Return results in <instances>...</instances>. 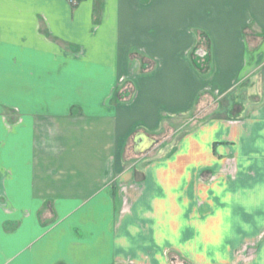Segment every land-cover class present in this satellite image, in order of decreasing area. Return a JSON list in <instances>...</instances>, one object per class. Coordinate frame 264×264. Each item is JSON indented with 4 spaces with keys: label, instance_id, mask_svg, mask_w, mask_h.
Here are the masks:
<instances>
[{
    "label": "crops",
    "instance_id": "crops-1",
    "mask_svg": "<svg viewBox=\"0 0 264 264\" xmlns=\"http://www.w3.org/2000/svg\"><path fill=\"white\" fill-rule=\"evenodd\" d=\"M0 264H264V0H0Z\"/></svg>",
    "mask_w": 264,
    "mask_h": 264
},
{
    "label": "water",
    "instance_id": "water-1",
    "mask_svg": "<svg viewBox=\"0 0 264 264\" xmlns=\"http://www.w3.org/2000/svg\"><path fill=\"white\" fill-rule=\"evenodd\" d=\"M135 145H134V149L136 151L140 150V149H144L151 141V139L146 136L144 133L139 132L136 136H135Z\"/></svg>",
    "mask_w": 264,
    "mask_h": 264
},
{
    "label": "trees",
    "instance_id": "trees-1",
    "mask_svg": "<svg viewBox=\"0 0 264 264\" xmlns=\"http://www.w3.org/2000/svg\"><path fill=\"white\" fill-rule=\"evenodd\" d=\"M75 2H76V0H71V3H72V4H75Z\"/></svg>",
    "mask_w": 264,
    "mask_h": 264
},
{
    "label": "built area",
    "instance_id": "built-area-1",
    "mask_svg": "<svg viewBox=\"0 0 264 264\" xmlns=\"http://www.w3.org/2000/svg\"><path fill=\"white\" fill-rule=\"evenodd\" d=\"M71 1V0H70Z\"/></svg>",
    "mask_w": 264,
    "mask_h": 264
}]
</instances>
